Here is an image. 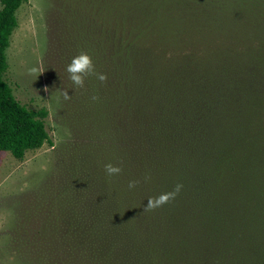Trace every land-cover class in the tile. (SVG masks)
Instances as JSON below:
<instances>
[{"label": "trees", "instance_id": "1", "mask_svg": "<svg viewBox=\"0 0 264 264\" xmlns=\"http://www.w3.org/2000/svg\"><path fill=\"white\" fill-rule=\"evenodd\" d=\"M24 1L0 0V151L16 159L50 142L47 110L4 79ZM73 1L67 61L86 51L107 78L74 93L96 144L33 199L30 263L264 264V0Z\"/></svg>", "mask_w": 264, "mask_h": 264}, {"label": "rangeland", "instance_id": "2", "mask_svg": "<svg viewBox=\"0 0 264 264\" xmlns=\"http://www.w3.org/2000/svg\"><path fill=\"white\" fill-rule=\"evenodd\" d=\"M63 3L77 6L73 0H25L5 51L4 79L21 104L47 110L44 121L50 142L27 151L22 159L0 151V264H31L23 236L33 199L43 197L49 183L64 180V166L83 157L85 146L96 144L94 135L78 123L77 86L65 70L67 43L74 40L68 38L73 31L65 26L70 21L63 20L69 16V10H60ZM36 66L41 73L29 71Z\"/></svg>", "mask_w": 264, "mask_h": 264}, {"label": "clouds", "instance_id": "3", "mask_svg": "<svg viewBox=\"0 0 264 264\" xmlns=\"http://www.w3.org/2000/svg\"><path fill=\"white\" fill-rule=\"evenodd\" d=\"M66 72L69 74L68 78L74 86H83L84 79L86 76L95 75L96 78L100 81H104L107 77L103 72L96 71L95 65L93 63L91 55L86 51H80L78 54H75L71 57L69 63L65 68ZM31 73H41V67H31L29 69ZM68 96L65 95V99ZM93 100L96 99L95 96L92 97ZM105 174L109 177L117 175L121 172V167L119 164H114L111 161L103 165ZM137 181L130 180L128 187L132 188L135 186ZM183 185L177 183L169 191H162L155 196H150L147 198V204L144 206V210H151L160 207L163 204H166L170 200L174 199L178 192H180Z\"/></svg>", "mask_w": 264, "mask_h": 264}]
</instances>
